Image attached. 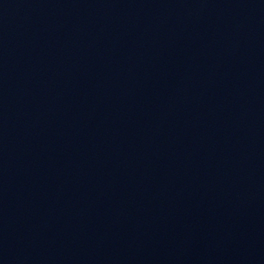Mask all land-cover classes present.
I'll list each match as a JSON object with an SVG mask.
<instances>
[{
  "label": "water",
  "instance_id": "obj_1",
  "mask_svg": "<svg viewBox=\"0 0 264 264\" xmlns=\"http://www.w3.org/2000/svg\"><path fill=\"white\" fill-rule=\"evenodd\" d=\"M0 264H264V0H0Z\"/></svg>",
  "mask_w": 264,
  "mask_h": 264
}]
</instances>
